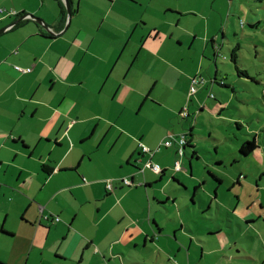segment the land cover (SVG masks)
Wrapping results in <instances>:
<instances>
[{
	"label": "crops",
	"instance_id": "crops-1",
	"mask_svg": "<svg viewBox=\"0 0 264 264\" xmlns=\"http://www.w3.org/2000/svg\"><path fill=\"white\" fill-rule=\"evenodd\" d=\"M54 1L46 0L35 11L14 10L12 15H8L12 19L6 23L3 22L7 18L0 17V29L6 28L0 32V264H124L123 247L128 248L129 254L140 248L149 249L140 244L143 236L145 240L150 236L149 240L160 247L168 244V253H173V256L184 254L180 264H195L193 254L200 250L202 257L206 250L204 243L207 242L197 239L199 235H192L195 230L191 221L197 232L203 229L208 235H215L219 249H225L224 241L218 237L223 232L219 223L222 212L221 220L214 228L204 221V215L213 213L215 205L218 208L219 189L228 181L218 168L224 164L222 158L204 161L205 166L213 170H208V175L203 178L194 175L191 183L182 175L177 176L179 182L169 180L167 186V182L160 183L157 180L159 175L155 177L150 169L139 171L149 157L160 164L166 174L172 165L170 163H173L171 156L176 159L175 148L161 144L170 134L165 133L167 124H159V133L152 136L137 117V110L144 105V98L151 97V90L143 87L132 90L133 97L140 99L138 107L133 109L136 110L135 115H124L126 106L114 109L112 103L107 108V116L95 113L89 101L93 95H100L102 88L95 91L85 89L83 79L72 77L73 70L80 66L79 57L66 55L87 33L77 23L72 32L67 33L71 19L63 30L66 21L60 27V12L50 20L42 16L55 12V9L50 11ZM241 1L251 6L250 0ZM104 2L108 11L117 4V0ZM258 3L250 8L256 9L254 20L257 21L251 25L253 27L264 21L259 11L264 9V0H258ZM164 5L168 10V5ZM82 6L83 0H72V7L77 9L71 16ZM176 10L177 7L172 12L179 15ZM235 10V3L231 2L229 11ZM19 12L35 14L46 28L30 17L7 26L17 19L15 14ZM133 32L134 27L127 33V44L123 49L124 53L130 44L137 45V48L126 51L127 71L132 70L141 57H157L160 61L168 59L171 64L169 54L157 56L166 47L163 41L154 43L158 36L151 38V33H145L134 43L131 41ZM83 34V38H76ZM211 39L206 36V48L209 50L208 40ZM148 40L151 48L144 46ZM152 45H155L154 49ZM120 56L115 54L112 60L105 58L102 70H107V76L103 85L110 77L120 74L119 64L112 65ZM66 60L70 62L67 70ZM18 64L22 67L20 71L14 68ZM214 76H217V71ZM238 81L243 84L239 78H232L231 82L225 79L233 91ZM117 83L116 91L121 81L117 80ZM80 84H84V88H72ZM110 94L112 96L113 92ZM200 96L201 93L196 97L199 102ZM181 107L168 106V112L174 117ZM170 121L173 123L171 128H174L171 133H184H176L173 119ZM236 124L242 127L239 122ZM110 127L109 140L103 144L102 136ZM193 128L191 125L188 140L195 150L189 154L185 148L183 155L189 162L190 170L186 171L191 177L194 174L191 159H201L197 143L192 140ZM215 141L220 142L219 139ZM43 142L53 143V149L45 151L41 148L37 153L36 149ZM139 142L157 151L152 156L142 153ZM162 153H168L169 159L164 161V157L159 156ZM232 154L236 156L233 157L234 162H237L240 157L246 159L253 153L244 157L237 149ZM44 165L52 171L46 172ZM237 174L230 181L242 183ZM121 178L132 180L134 185L119 183ZM109 181L113 183L112 190L106 187ZM189 201L194 207H190ZM231 205L236 207V203ZM259 205L263 208L261 203ZM168 211L173 212V218L169 219ZM55 217L58 220L55 221ZM120 226L121 231L117 233ZM145 240L142 243H146ZM131 256L133 263H140L137 256Z\"/></svg>",
	"mask_w": 264,
	"mask_h": 264
},
{
	"label": "rangeland",
	"instance_id": "rangeland-1",
	"mask_svg": "<svg viewBox=\"0 0 264 264\" xmlns=\"http://www.w3.org/2000/svg\"><path fill=\"white\" fill-rule=\"evenodd\" d=\"M45 1L0 0V17L7 18L3 22L6 23L12 19V16L8 15H12L14 10L35 11L37 6H41ZM131 1L117 0L113 9L108 11L104 0H83V6L71 16V26L67 30V33H71L77 23L83 26L85 34L87 33L84 39H79L77 47L66 54L80 59V66L73 70L72 77L83 79L85 89L95 91L102 88V93L93 95L89 101L94 112L101 117L107 116V108L111 106V103L114 109L126 106L124 109L127 112L124 115H135L136 110L133 109L138 107L140 99L133 97L131 92L135 88L143 87L144 90H151V97L144 98L145 103L139 108L140 110H137L139 112L137 117L143 121L145 128L150 130L152 136L159 133V124H167L165 133L174 132V128H171L173 125L171 119L176 127V133H186L191 125L194 126L192 140L197 143L199 149L197 152L201 155V159L197 161L194 157L191 159L194 168L193 177L189 171H186L190 170L187 158L176 153V146L173 145L176 159L181 161L183 170L175 171V166L170 163L172 165L167 173H164L162 179L157 177V180L161 181L160 183L166 181L168 186L170 176L175 174L185 175V180L191 183L194 175L203 178L208 175V170H213L205 166L204 161H214L215 157H221L224 161V164L219 165L218 168L221 169L224 179L229 182L225 181L219 189L222 195L219 193L218 208L215 205L213 213L204 215L206 218L204 221L207 224L210 223L209 227H213L221 220L222 212V221L219 223L223 227V232L219 233L218 237L224 241L225 249H219L220 245L215 242V235H208L203 229L200 233L197 232L191 221V227L195 230L192 235H199L197 239L206 241L207 244L204 243V245L209 251L207 253L205 250L202 257H200V250L194 253L195 264H264V21L259 23L258 27L250 26L257 21L254 20L256 9L250 10V8L259 5L258 0H250L251 6L245 5L241 0ZM61 2L65 7V1L61 0ZM231 2H234L236 6L233 12L229 11ZM52 4L50 11L55 9L52 15L39 13L47 20L57 17L63 10L57 1ZM164 4L168 5V10ZM175 7L178 8L176 11L180 13L179 15L172 12ZM259 11L263 17L264 9ZM19 14L22 16L32 13L19 12ZM132 27L134 32L131 41L134 43L139 40L140 35L145 33H151V38L158 36L154 39L156 40L154 43L161 44L163 41L162 44L166 47L157 56L160 57L161 53L169 54L171 64L168 63V59L160 61L157 57L148 56L151 59L141 57V61L139 60L132 70L127 71L126 51L128 48H137V45L130 44L123 53L127 44V33L132 30ZM85 34L76 38H83ZM206 36L208 39L215 37L213 45L217 47L219 54L215 59L210 40H208L210 50L206 48ZM31 39L34 41V36ZM178 41L180 44H177ZM94 42L98 44L92 45ZM144 46L151 48L150 41L148 40ZM154 46L152 45L153 49ZM233 50L236 53V62L230 59ZM115 54L121 55L112 63V65L119 64L121 69L118 73L120 74L110 77L103 85L107 76V70H102L106 63L105 58L112 60ZM99 55L102 57L99 58ZM14 66L22 68L19 64ZM69 67L70 62L66 60L65 69ZM215 71H217V79L225 78L231 82L232 78H239L243 84H240V81L235 83L236 89L233 91L230 86L213 83L211 79ZM196 76H202L206 81L204 85H195L196 92L190 94L192 79ZM117 80L121 81L118 91H116ZM72 88H84V84ZM186 88L188 89L185 102L181 107ZM111 92L114 96H111ZM199 93H201L200 102L196 98ZM211 94L215 95L214 99ZM159 104H163L162 107ZM171 105L188 108L189 117L182 118L177 116V113L172 117L168 112V106ZM200 105H204L203 109ZM221 108L223 110L220 111ZM237 122L242 125L241 128L236 125ZM182 126L184 128L181 130ZM111 128L102 136L103 144L109 140ZM253 138L258 145L253 154L246 159L240 157L237 162H234L235 155L232 152L237 150L241 143ZM215 139H219L220 142H216ZM41 148L45 151L52 150L53 143L44 144L43 142L40 148L36 149L37 153ZM186 148L190 154L192 148ZM174 150L170 151L171 154ZM47 156L50 155L47 154ZM159 156H163L164 161L170 157L168 153H162ZM170 159L174 162L172 156ZM237 172L242 183L230 181ZM154 175L156 177L158 173L154 172ZM189 202L190 207H194L192 201ZM235 203L236 207L233 208L231 204ZM252 203L253 206H251ZM260 203L263 208L259 207ZM260 213L261 216H257ZM167 214L169 219L174 216L170 211ZM162 219L165 220L164 215ZM121 228L120 226L117 233L121 231ZM149 237H146V240L145 236L140 238L141 246L149 247V249L140 248L138 251H133V254H129L128 248L123 247L124 264H136L131 261L133 258L131 255L137 256L140 262L138 264L182 263L184 254L173 256V253H168V244L160 247L158 244H153ZM144 240L146 243H142Z\"/></svg>",
	"mask_w": 264,
	"mask_h": 264
},
{
	"label": "trees",
	"instance_id": "trees-1",
	"mask_svg": "<svg viewBox=\"0 0 264 264\" xmlns=\"http://www.w3.org/2000/svg\"><path fill=\"white\" fill-rule=\"evenodd\" d=\"M57 1V3H58V5H59V7H61L63 10H61V17H60V20H59V23H60V27H63L64 26V23H65V21H66V17H67V15H66V7H64L63 6V4H62V2H61V0H56ZM68 2L70 3V8H71V15L76 11V9L77 8H73L72 7V0H68ZM64 11H65V14H64ZM21 14V13H20ZM20 14L19 13H17V14H15L16 16H17V18H18V16H20ZM251 26V25H250ZM211 41H212V45L215 43V39H211ZM213 48H214V59L219 55L218 54V51H217V47H215V45H213L212 46ZM14 53H16L17 51L16 50H14L13 51ZM230 59H231V61H234V62H236V53H235V50H233L232 52H231V54H230ZM14 68H15V66H14ZM17 70V69H16ZM22 72V71H21ZM245 74V73H244ZM246 75V74H245ZM199 77H201V78H203L202 76H199ZM203 80H204V82L201 84V85H204L205 84V79L203 78ZM221 81H222V83H221ZM211 82H213V83H219L220 85H222V86H227V84L225 83V80L223 79V80H221V79H217V77L216 76H214L212 79H211ZM199 85V84H198ZM227 87H229V86H227ZM211 96L213 97L212 99H214L215 98V95H212L211 94ZM201 106V108H202V105H200ZM200 108V109H201ZM189 111H188V108H181L180 109V111L178 112V115L179 116H181L182 118H187V117H189ZM236 125H238V124H236ZM170 134L172 135V139L170 138ZM170 134H167L165 137H164V139L162 140V142H161V144H163V142H165L166 140H169V139H171V141H172V144L170 145V146H173V145H175L176 146V153H179V151H178V148H179V145H178V143L175 141L176 140V137L178 136V135H180V134H174V133H170ZM189 135H191V133L190 132H186V133H184V144L182 145V152L181 153H179V154H181V156H183L184 155V153H185V148L186 147H189V148H192V151H194L195 150V147L191 144V142H189V140H188V137H189ZM140 144H143V145H145L144 143H142V142H139V147H140V150H141V152L142 153H146V154H148V155H150V156H152L156 151H157V149L156 148H154V149H151L150 147H148V146H146L149 150L148 151H144V150H142V148H141V146H140ZM164 145V144H163ZM165 146V145H164ZM170 146H165V147H170ZM157 147V146H156ZM258 147V145H257V142H256V140H255V138H253V139H251V140H246V141H244L243 143H241L240 144V146L238 147V153L241 155V156H244V157H247L248 155H250L254 150H255V148H257ZM148 161H150V162H152V163H156V162H153V161H151V158H149L148 157V159L145 161V163H144V165L142 166V170L141 169H139V171H143L145 168H150V167H147V166H145V164L148 162ZM177 161H179V163H180V167H181V169L183 170V168H182V165H181V161L179 160V159H176V160H174V162H173V165L175 164V162H177ZM156 164H158V163H156ZM159 165V164H158ZM160 166V165H159ZM161 167V166H160ZM43 168H44V170H46V172H51L52 171V169L49 167V166H43ZM162 168V167H161ZM151 169V168H150ZM175 169V168H174ZM180 169V170H181ZM180 170H176L175 169V171H180ZM164 171H165V169H163L162 168V171L161 172H159L158 173V175H159V177L161 178V177H163L165 174H163L164 173ZM155 172V171H154ZM124 178H121L120 180H118L119 181V183H121V184H123V185H126V186H131V185H134V183H132L133 181L132 180H130V179H128V180H130L131 181V183L132 184H124L123 182H122V180H123ZM127 179V178H126ZM170 181H172V182H179V180L177 179V175H175V174H172L171 176H170ZM236 182H238V180H236ZM138 185H140V184H138ZM106 187H107V183H106ZM184 187V186H183ZM108 188V187H107ZM109 189V188H108ZM113 189V183H112V188H110V190H112ZM56 221V220H55Z\"/></svg>",
	"mask_w": 264,
	"mask_h": 264
},
{
	"label": "bare ground",
	"instance_id": "bare-ground-1",
	"mask_svg": "<svg viewBox=\"0 0 264 264\" xmlns=\"http://www.w3.org/2000/svg\"><path fill=\"white\" fill-rule=\"evenodd\" d=\"M65 4H68V6H69V9H70V14H69V21H70V19H71V8H70V3L68 2V0H65ZM66 7V6H65ZM2 11V10H1ZM66 15H67V17H66V23H67V19H68V14H67V8H66ZM28 17V16H27ZM24 19V18H23ZM40 19V18H39ZM41 20V19H40ZM36 21V20H35ZM69 21H68V23H67V25L69 24ZM37 22V21H36ZM66 23H65V25H66ZM12 23H10V24H8L7 26H12L11 25ZM40 24V23H39ZM6 26V27H7ZM46 26V25H45ZM46 28V27H45ZM67 28V27H66ZM6 28H2V29H0V32L3 30H5ZM63 30H65V29H63ZM22 70V69H21ZM203 79V78H202ZM203 82H204V80H203ZM221 83H222V81H221ZM196 92V88H195V90L192 92L191 91V86H190V94H194ZM184 135V133L183 134H180V135H178L177 137H176V139L177 138H180L181 136H183ZM170 138L172 139V135L170 134ZM171 139H169V140H171ZM183 139H184V136H183ZM163 144H164V142H163ZM171 144H172V141H171ZM170 144V145H171ZM165 145V144H164ZM170 145H168V146H170ZM166 146V145H165ZM178 151H179V149H178ZM182 152V151H181ZM153 165H157L158 166V170H154L153 169ZM145 166H147V167H150L153 171H155L156 173H159V172H161L162 171V168L158 165V164H156V163H152V162H150V161H148L146 164H145ZM174 166H175V169L176 170H180L181 169V167H180V163H179V161H177V162H175V164H174ZM143 169V168H142ZM141 169V170H142ZM128 181V183H125L124 181ZM122 182L124 183V184H132L131 183V181L130 180H128V179H126V178H124L123 180H122ZM107 187L110 189V188H112V182L111 181H109L108 183H107ZM45 218H48V216H46L45 215ZM56 218H57V220H58V217H55V220H56Z\"/></svg>",
	"mask_w": 264,
	"mask_h": 264
},
{
	"label": "built area",
	"instance_id": "built-area-1",
	"mask_svg": "<svg viewBox=\"0 0 264 264\" xmlns=\"http://www.w3.org/2000/svg\"><path fill=\"white\" fill-rule=\"evenodd\" d=\"M15 69H17V70H21V68H19L18 66H15ZM203 83V79L201 78V77H199V76H196V77H194L193 79H192V84H191V91L193 92L194 90H195V85H198V84H202ZM177 143H178V145H179V153H181V151H182V145L184 144V139H183V136H181L180 138H177L176 140H175ZM164 144L166 145V146H168V145H170L171 144V140H166L165 142H164ZM140 146H141V148H142V150H144V151H148L149 149L145 146V145H143V144H140ZM153 169L154 170H158V166L157 165H153ZM125 183H128V181H124ZM56 220H57V218H56Z\"/></svg>",
	"mask_w": 264,
	"mask_h": 264
},
{
	"label": "water",
	"instance_id": "water-1",
	"mask_svg": "<svg viewBox=\"0 0 264 264\" xmlns=\"http://www.w3.org/2000/svg\"><path fill=\"white\" fill-rule=\"evenodd\" d=\"M66 8H67V14H68V19H67V23H68V21H69V14H70V9H69L68 4H66ZM27 16L30 17V18H32L33 20H36L38 23H40V24H42L44 27H46V26L43 24V22H42L38 17H36V16L33 15V14H23V15L20 16L18 19H16L15 21H13L11 25H14L15 23H17L18 21L22 20L23 18H25V17H27ZM67 23H66V25L64 26V29H66V27L68 26ZM2 31H3V30H2Z\"/></svg>",
	"mask_w": 264,
	"mask_h": 264
},
{
	"label": "flooded vegetation",
	"instance_id": "flooded-vegetation-1",
	"mask_svg": "<svg viewBox=\"0 0 264 264\" xmlns=\"http://www.w3.org/2000/svg\"><path fill=\"white\" fill-rule=\"evenodd\" d=\"M214 228V227H213Z\"/></svg>",
	"mask_w": 264,
	"mask_h": 264
}]
</instances>
